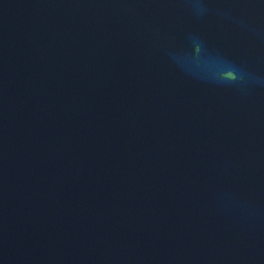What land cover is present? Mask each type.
<instances>
[{
	"label": "water",
	"instance_id": "obj_1",
	"mask_svg": "<svg viewBox=\"0 0 264 264\" xmlns=\"http://www.w3.org/2000/svg\"><path fill=\"white\" fill-rule=\"evenodd\" d=\"M0 264H264V0H0Z\"/></svg>",
	"mask_w": 264,
	"mask_h": 264
}]
</instances>
